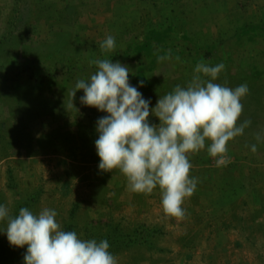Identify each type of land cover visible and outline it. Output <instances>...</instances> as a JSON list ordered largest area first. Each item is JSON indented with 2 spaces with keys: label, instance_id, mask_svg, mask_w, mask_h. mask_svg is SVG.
Listing matches in <instances>:
<instances>
[{
  "label": "rangeland",
  "instance_id": "obj_1",
  "mask_svg": "<svg viewBox=\"0 0 264 264\" xmlns=\"http://www.w3.org/2000/svg\"><path fill=\"white\" fill-rule=\"evenodd\" d=\"M95 58L127 65L150 108L198 63L225 64L216 83H247L238 123L251 124L228 142L231 162L189 155L184 217L164 213L158 187L132 192L119 169H99L107 113L72 96ZM0 204L55 209L64 230L107 239L118 264H264V0H0ZM26 249L0 232V264H24Z\"/></svg>",
  "mask_w": 264,
  "mask_h": 264
},
{
  "label": "clouds",
  "instance_id": "obj_2",
  "mask_svg": "<svg viewBox=\"0 0 264 264\" xmlns=\"http://www.w3.org/2000/svg\"><path fill=\"white\" fill-rule=\"evenodd\" d=\"M100 48L114 50L115 37L108 35ZM90 63L96 71L77 80L72 96L83 90V104L107 113L96 122L99 169H119L132 192L151 194L158 187L164 213L184 217L182 205L197 188V178L190 175L189 155L206 148L218 167L231 162L228 142L251 124L250 120L238 123L242 98L250 91L247 83L235 88L216 83L225 64L198 63L187 86L176 85L150 108L151 98L130 83L127 65L108 58ZM150 114L159 118L158 124L149 121ZM251 151H257L256 144ZM57 216L48 207L39 212L21 207L13 216L0 204V221H7L0 232L10 245H27L24 264H118L107 239H85L76 231L64 230Z\"/></svg>",
  "mask_w": 264,
  "mask_h": 264
}]
</instances>
